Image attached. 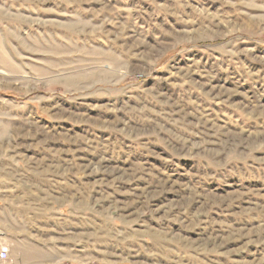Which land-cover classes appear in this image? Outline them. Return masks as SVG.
Returning a JSON list of instances; mask_svg holds the SVG:
<instances>
[{
    "label": "rangeland",
    "instance_id": "rangeland-1",
    "mask_svg": "<svg viewBox=\"0 0 264 264\" xmlns=\"http://www.w3.org/2000/svg\"><path fill=\"white\" fill-rule=\"evenodd\" d=\"M11 264H264V0H0Z\"/></svg>",
    "mask_w": 264,
    "mask_h": 264
},
{
    "label": "built area",
    "instance_id": "built-area-1",
    "mask_svg": "<svg viewBox=\"0 0 264 264\" xmlns=\"http://www.w3.org/2000/svg\"><path fill=\"white\" fill-rule=\"evenodd\" d=\"M0 264H11L10 249L7 246H2L0 248Z\"/></svg>",
    "mask_w": 264,
    "mask_h": 264
}]
</instances>
